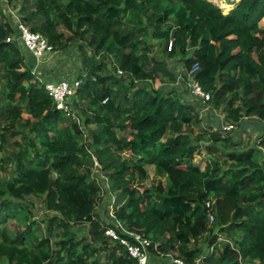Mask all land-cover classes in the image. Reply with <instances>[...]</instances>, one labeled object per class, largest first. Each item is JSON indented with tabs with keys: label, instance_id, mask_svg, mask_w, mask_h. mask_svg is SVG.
I'll return each instance as SVG.
<instances>
[{
	"label": "trees",
	"instance_id": "16d2710c",
	"mask_svg": "<svg viewBox=\"0 0 264 264\" xmlns=\"http://www.w3.org/2000/svg\"><path fill=\"white\" fill-rule=\"evenodd\" d=\"M9 9L54 53L76 49L70 116L6 42L16 35ZM263 20L264 0L224 10L209 0H0V263L135 264L105 236L118 223L149 240L150 255L264 264ZM195 66L207 105L223 115L214 124L183 94ZM249 121L258 125L249 146L222 131L241 136ZM148 167L163 180L139 190Z\"/></svg>",
	"mask_w": 264,
	"mask_h": 264
},
{
	"label": "built area",
	"instance_id": "2783aa9c",
	"mask_svg": "<svg viewBox=\"0 0 264 264\" xmlns=\"http://www.w3.org/2000/svg\"><path fill=\"white\" fill-rule=\"evenodd\" d=\"M233 3V2H231ZM11 18H13V26L16 35L10 36L6 39V42L16 41L24 51H26L35 60V67L32 69V74L37 75L36 68L43 59L47 56L54 54L52 46L48 44L47 40L40 34L31 32L27 27H25L16 16L15 12L11 13ZM172 48V42L170 41L167 45V50L170 51ZM197 67L195 66L189 72L188 88L192 96L196 97L203 105H206L210 101V95L205 93L197 82L192 78L193 74L196 72ZM118 75L121 74L120 71L117 72ZM79 86L78 81H49L44 83V90L49 98L55 103V108L62 111L67 116L71 115L70 106L68 105V100L72 97ZM104 100L102 103L104 104ZM73 117V115H72ZM74 118V117H73ZM233 130V126L226 124L222 126V131L230 132ZM94 166L97 167L96 161ZM97 179H103L104 177L96 170ZM113 200H111L112 202ZM208 211L209 223L214 221V216L211 213L212 203L208 202L206 204ZM109 215L112 218V208L109 207ZM105 236L113 243H118L126 251L128 256L134 260L135 264H149L150 254L148 248L150 246L149 240L145 239L139 234L129 232L125 230L121 225L115 223V226L108 228L105 232ZM217 241H223L222 236L218 235ZM225 241V240H224ZM175 264H183L181 260L174 259Z\"/></svg>",
	"mask_w": 264,
	"mask_h": 264
},
{
	"label": "rangeland",
	"instance_id": "374dc122",
	"mask_svg": "<svg viewBox=\"0 0 264 264\" xmlns=\"http://www.w3.org/2000/svg\"><path fill=\"white\" fill-rule=\"evenodd\" d=\"M209 1L212 2L213 4H215L217 7L224 10L226 7H228L229 5L233 4L234 2H236L238 0H209ZM231 2H233V3H231ZM5 13L8 14L7 16H10L11 13H14V10L9 9V10H6ZM261 26L262 27L264 26V20L262 21ZM153 52H154L157 59H159V60L164 59L163 58L164 57L163 56V44L157 45L155 43L154 48H153ZM78 63H79V61H77L76 49L71 48L66 53L58 52V53L52 54L51 56L45 57L40 64L43 68L41 70L40 74L41 75L45 74V76H52V75L58 73L56 75V78L58 79L59 73L61 72V74L63 75L62 80H66V81L71 82V81H73L75 72L77 71V69L79 67ZM168 64H169V68H171L174 72H176V74L180 72L181 64H180V62H178L177 58L171 59L170 61H168ZM160 85L161 84L159 81H156L153 84L154 88H158V87H160ZM183 90H184V88L180 89L181 93L184 92ZM183 94H185V96L189 97V99H190L189 101L192 102L191 101V97H192L191 93H189V94L183 93ZM201 110L202 111L200 112L201 113L200 116H201V119H203V121H204L203 123H205L206 121L208 122V118H209V124H214V122H216V120H215L216 116L220 117V118L223 117V115H221L220 112H213L211 107L207 104L203 105L201 107ZM23 117H25V115H23ZM256 126H258V125H255V124H253L252 121H249L245 127V131L242 133L241 136H238V134L235 133V131H237V130L229 132L228 135H230L231 137H234L235 141L243 142L244 147L249 146L252 144L253 141H255L256 136L254 134V130L257 128ZM260 127L264 129V125H260ZM194 131H197V127L194 128ZM204 160H205V157L202 155L195 156L194 163L203 165L202 163ZM147 176H148V178L146 180H144L141 184H139V186H138L139 190L154 186V185H156V183L158 181L163 180L161 176L155 175L154 169L152 167L147 168ZM33 202L36 204V210H35L36 219H41L43 217V215L45 214V212L43 211V209L41 208V205L39 204V202L37 200H33ZM97 212L102 219H105L106 221L109 220V219H107V216H106L107 211H106L105 203L104 204H103V202L101 203V206L97 209ZM13 225H15L14 221L10 224V230L13 229ZM86 229H87V225H82L81 227L75 228L74 231H77L78 237H83L86 235ZM102 258H101V261L103 260Z\"/></svg>",
	"mask_w": 264,
	"mask_h": 264
},
{
	"label": "crops",
	"instance_id": "0c3cea01",
	"mask_svg": "<svg viewBox=\"0 0 264 264\" xmlns=\"http://www.w3.org/2000/svg\"><path fill=\"white\" fill-rule=\"evenodd\" d=\"M22 52L24 54V56L29 60L28 63L31 64L32 62H34V66L32 67V69L35 67V61H33V58L31 57V55H29L26 51H24L22 49ZM33 65V64H32ZM41 65L39 64L36 68V72L38 74V77L39 79L45 81V82H49V81H52V82H55V81H59V80H62V74L61 72L59 73V78L57 79L56 78V75L58 74H54L52 76H45V74L41 75L40 72L41 70L43 69L42 66L40 67ZM57 79V80H56ZM55 80V81H54ZM74 80V79H73ZM174 258H171V257H161V256H155V255H150V258H149V264H175L173 262Z\"/></svg>",
	"mask_w": 264,
	"mask_h": 264
}]
</instances>
